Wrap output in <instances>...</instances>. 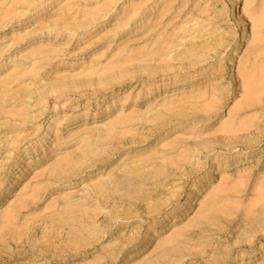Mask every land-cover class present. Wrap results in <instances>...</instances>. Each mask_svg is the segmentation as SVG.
<instances>
[{
  "label": "rangeland",
  "instance_id": "rangeland-1",
  "mask_svg": "<svg viewBox=\"0 0 264 264\" xmlns=\"http://www.w3.org/2000/svg\"><path fill=\"white\" fill-rule=\"evenodd\" d=\"M240 1L0 0V264H264V0Z\"/></svg>",
  "mask_w": 264,
  "mask_h": 264
},
{
  "label": "bare ground",
  "instance_id": "bare-ground-1",
  "mask_svg": "<svg viewBox=\"0 0 264 264\" xmlns=\"http://www.w3.org/2000/svg\"><path fill=\"white\" fill-rule=\"evenodd\" d=\"M240 0H232V4L234 5V6H236L237 4H240ZM240 14V12H238V15ZM236 17H237V15H235ZM241 18L243 17V16H240ZM240 29H239V31H238V33H237V35L235 36L236 37V39H235V43H240L241 41H242V38H243V36H244V34H246V32L248 31V23H247V21H245V18L243 19V23L240 25V27H239ZM234 58H235V53H233V57H232V59H230L227 63H226V65H225V67H231V66H233V64L236 62V60H234ZM231 81H234L235 83H237V79H238V77H236V75L234 74V73H232L231 74ZM239 87H241V86H239L238 85V83L234 86V88H232V91H231V94H237L238 93V91H240L239 89ZM262 160H264V157H263V159ZM257 166V165H256ZM260 167L259 166H257V167H255L253 170H258ZM252 170V171H253ZM219 175H218V173H217V170L216 171H213V172H211L210 173V175H209V179L206 181V183L203 185V187H201V188H199V189H197V190H195L194 192H192V193H190V195L191 196H193L192 198H190L189 197V199L188 200H190V202H189V209L188 208H186L184 211H186L187 209H188V211H186V212H184L185 214L184 215H186V214H191L193 211H194V209H195V207H196V205H194V199H196V198H198V197H202V196H204V194H206L209 190H210V188H211V186H212V184H213V182H214V178L215 177H218ZM203 192H205L203 195H201ZM192 208V209H191ZM148 234H150V233H148ZM264 235V234H263ZM250 255L249 254H247V255H244V258H248ZM73 260H76L78 257L77 256H74V257H71Z\"/></svg>",
  "mask_w": 264,
  "mask_h": 264
}]
</instances>
